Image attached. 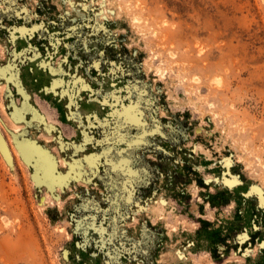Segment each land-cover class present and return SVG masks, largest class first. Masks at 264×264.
Returning a JSON list of instances; mask_svg holds the SVG:
<instances>
[{
  "label": "rangeland",
  "instance_id": "374dc122",
  "mask_svg": "<svg viewBox=\"0 0 264 264\" xmlns=\"http://www.w3.org/2000/svg\"><path fill=\"white\" fill-rule=\"evenodd\" d=\"M0 133V264H264V0H0Z\"/></svg>",
  "mask_w": 264,
  "mask_h": 264
},
{
  "label": "bare ground",
  "instance_id": "6f19581e",
  "mask_svg": "<svg viewBox=\"0 0 264 264\" xmlns=\"http://www.w3.org/2000/svg\"><path fill=\"white\" fill-rule=\"evenodd\" d=\"M5 72L2 73L3 76H6ZM9 80H14L13 76H11L9 78ZM133 120H134V118H133ZM14 131L16 133L18 132L17 129H14ZM0 145L2 146V148L4 146H6L5 141H4L1 133H0ZM18 148H19L20 153L23 155V157L25 159H35V158H37V159H35L37 162L39 161V159L42 160L41 167L43 169V175L42 176H38L39 178L37 177V175L36 176L34 175L36 181L42 182L43 184L48 185L50 188H52L53 186H56V185L59 186V187L63 185V183L66 181L64 179L65 177H62L60 175H56L55 174V165H54L52 159L50 158V156L45 151H43L41 148H39L33 141H31V140H29L27 142L21 141V142H19V147ZM46 178L49 179V182H46L44 180ZM156 209H158V208H155L154 211H156Z\"/></svg>",
  "mask_w": 264,
  "mask_h": 264
}]
</instances>
